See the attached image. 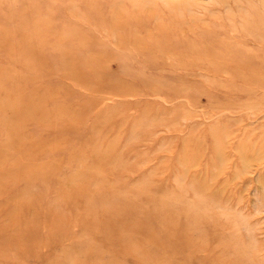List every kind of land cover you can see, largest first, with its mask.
<instances>
[{"label": "rangeland", "instance_id": "obj_1", "mask_svg": "<svg viewBox=\"0 0 264 264\" xmlns=\"http://www.w3.org/2000/svg\"><path fill=\"white\" fill-rule=\"evenodd\" d=\"M2 238L0 264H264V0H0Z\"/></svg>", "mask_w": 264, "mask_h": 264}, {"label": "bare ground", "instance_id": "obj_2", "mask_svg": "<svg viewBox=\"0 0 264 264\" xmlns=\"http://www.w3.org/2000/svg\"><path fill=\"white\" fill-rule=\"evenodd\" d=\"M218 150V149H217ZM192 156H194V155H192ZM220 161V160H219ZM247 161V160H246ZM245 161V162H246ZM185 162V161H184ZM244 162V161H243ZM249 162V161H248ZM186 163V162H185ZM220 163V162H219ZM241 163H242V161H241ZM182 164V163H181ZM217 165V164H216ZM220 165V164H219ZM183 166V165H182ZM186 170V169H185ZM214 171H216V170H214ZM213 175V174H212ZM215 175V174H214ZM226 180V179H225ZM209 185V184H208ZM207 186V185H206ZM214 193V192H213ZM220 193H222V192H220ZM198 202V201H197ZM195 203V202H194ZM195 207V206H194ZM200 207V206H199ZM197 208V207H196ZM191 214V213H190ZM111 223H113V224H111ZM101 224V226H99L98 227V230H99V233L100 234H104V235H102V236H106L105 238H108V239H110L111 237H112V234H114V228H115V224H114V222H109V223H106V222H101L100 223ZM97 235H99V234H97ZM7 239H9V238H2V240H0V242H2L1 243V245H3L4 244V242L3 241H6Z\"/></svg>", "mask_w": 264, "mask_h": 264}]
</instances>
